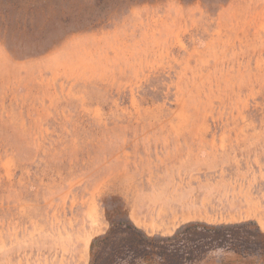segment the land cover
I'll list each match as a JSON object with an SVG mask.
<instances>
[{
  "label": "rangeland",
  "instance_id": "1",
  "mask_svg": "<svg viewBox=\"0 0 264 264\" xmlns=\"http://www.w3.org/2000/svg\"><path fill=\"white\" fill-rule=\"evenodd\" d=\"M0 264H264V0H0Z\"/></svg>",
  "mask_w": 264,
  "mask_h": 264
}]
</instances>
